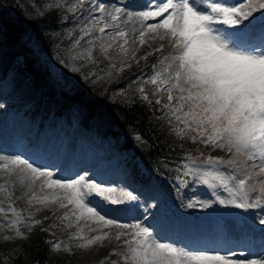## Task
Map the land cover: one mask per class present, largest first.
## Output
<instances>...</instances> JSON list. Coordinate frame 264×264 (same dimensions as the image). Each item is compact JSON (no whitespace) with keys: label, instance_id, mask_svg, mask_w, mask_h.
<instances>
[{"label":"snow or ice","instance_id":"snow-or-ice-1","mask_svg":"<svg viewBox=\"0 0 264 264\" xmlns=\"http://www.w3.org/2000/svg\"><path fill=\"white\" fill-rule=\"evenodd\" d=\"M142 9L128 11L126 5L111 0H77L68 5L74 15L82 13L77 20L79 37L69 50L72 61L80 63L70 70L81 72L85 63L98 67L103 57L108 61L104 75L112 78L114 72L155 54L151 72L145 76L141 70L133 81L139 98L158 106V119L166 120L175 136L229 154L225 158L185 153L176 176L178 188L205 185L215 197L190 199L186 206L264 208V28L258 39L249 32L257 13L264 24V0H145ZM157 40L161 43L153 47ZM164 41L170 51L160 55ZM145 46L150 51L138 57ZM81 75L102 79L91 70ZM0 175L7 177L0 185L6 197L14 194L8 186L19 184L26 188L22 195L28 205L40 206L36 212L52 205L67 209L57 219L65 228L76 226L69 240L80 241L78 248L102 245L111 235L104 229L115 227L114 239L122 241L125 251L113 249L109 255L120 260L111 264H264V253L250 259L238 258L231 250L222 254L218 249H192L167 241L135 218L132 222L110 218L112 211L139 200L122 182H98L87 173L55 178L59 174L50 166H37L23 155L0 156ZM216 189L227 195L221 197ZM34 215L25 219L11 201L7 208L0 206V227L15 230L4 239H26L20 225L29 232L40 225ZM259 223L264 226V218ZM85 226L98 234L87 236ZM48 243L56 251H71L65 241Z\"/></svg>","mask_w":264,"mask_h":264},{"label":"rangeland","instance_id":"rangeland-1","mask_svg":"<svg viewBox=\"0 0 264 264\" xmlns=\"http://www.w3.org/2000/svg\"><path fill=\"white\" fill-rule=\"evenodd\" d=\"M76 2L77 0H0V7L8 13H22L25 16L37 15L43 7L48 6L60 9L62 16L61 38L54 43L53 48L50 50H47V47L44 46L43 50L37 51L40 62L47 67L48 73L54 81L53 85L67 88L73 78H83L84 76L81 73H88L91 70L102 77L98 81H102L103 85L106 86L111 80L116 79L119 73L114 72L112 78L105 77L104 72L107 71L108 61L104 60L103 57H99L102 63L98 67L85 63L84 67L81 68V72H72L70 70L74 64L79 66L80 63L72 61L69 51L73 46L74 39L79 37L77 20L82 13L74 15L68 10V5ZM111 2L126 5L128 11H140L143 10L142 5L145 0H111ZM256 15L257 20L249 29V32L253 35L256 31V36L253 37L258 39L264 24L260 20L261 14L257 13ZM261 24L262 26L259 28ZM225 27L227 28L228 26ZM159 43L161 42L157 40L152 46L156 47ZM163 43L166 46L160 55L167 54L170 51L167 46L168 42L164 41ZM34 48L36 49V47ZM149 51L150 49L147 46L142 47L137 56H142ZM156 61L157 56L154 54L147 61H141L139 64L133 63V65L139 66V72L136 77L141 75V70H143L145 76L150 73V65L155 64ZM147 65L149 66L148 68L145 67ZM7 71L6 74H1L0 72V156L23 155L30 162L35 161L37 166H50L54 173L59 174L55 178H75L77 174L83 175L87 173L88 176L95 178L98 182H117L118 184L122 182V184L128 186V190H132L135 195H138L139 200L132 202L127 207L112 211L110 218L120 217L121 222H132L133 218H135L142 221L145 226H151L154 232L159 233V236L167 241L176 242L178 245H187L192 249H218L222 254L231 250L237 254L238 258H260L261 254H257L258 252L256 251L249 252V250L264 241L261 239L262 236L259 237L257 233H254V231L264 228L259 223V220L264 218V208L257 207L245 210L232 206L226 207L218 203L213 204L210 209H201L199 206L188 208L186 205L190 199H215L212 190H209L205 185L192 183L178 188V181L175 180L172 182V191L171 188H168V190H164L161 193L152 187L131 180L128 168L124 163V151L121 147L114 145L109 134H95L92 130L82 127L77 121L76 115H73L72 109L65 111L61 115H57L51 110L42 114L39 111L30 114L29 107L32 105L30 98H17L7 92L10 90L12 75L11 69ZM89 77L96 79L95 75ZM146 87L150 88L151 86ZM113 90L115 94L131 92L135 91V85L134 83L127 85L124 89L114 86ZM19 127L24 128L23 133L18 129ZM35 134L43 142V146L40 145L41 147L39 148L47 151L43 154L42 162L38 160V157L33 152L36 146L32 143L34 140L32 137H35ZM30 138L31 142L29 141L30 143H28ZM47 144L49 145L46 146ZM210 147L208 146V148ZM56 148H58V152H64L63 156H60L63 160H48V150ZM216 150L217 152L212 154L213 156H224L227 158L229 155L225 151ZM68 155L73 158H70L64 164ZM78 158L85 164L74 171L73 166L75 167L74 163ZM6 178V176L0 175V185L3 184ZM8 187L14 194L11 198H8L3 192H0V201L3 202L0 206L7 208L10 201L14 202V207L22 211L25 219L28 218L29 213L34 212L35 215L32 219L42 221L40 225L33 227L30 232L23 224L20 225L21 231L26 233L27 238L34 232L40 231L44 233L47 242L61 240L67 242L71 247V251H65L63 248L56 251L48 243L50 253L70 257L75 264H87L94 261L101 264L102 261H106V258V262L120 260L118 255H109L113 249L117 253L125 251L122 241L114 239V235L117 232L115 227L104 229V231L110 232L111 235L102 245L97 244L86 249L78 248L76 245L80 241L69 240L70 234L76 231V226L65 228L61 221L57 219L67 209H58L56 205H52L50 208L45 207L41 211L36 212V208L40 206L28 205L27 197L22 195L26 191L24 186L15 184ZM215 191L221 197L227 195L221 189H216ZM168 208L170 209L168 210ZM8 215L9 217L12 216L11 213H8ZM45 217H48V219H44ZM53 224L56 226L50 227ZM92 227L98 226L92 225ZM198 228L209 232L208 238L210 242L205 243L206 246L194 244L186 238L190 231L198 230ZM42 229L49 230L42 231ZM84 230L87 236L98 234L89 232L88 226H85ZM14 231V229L8 231L4 227H0V264H10L12 256L19 248L20 241L25 239L16 238L6 241L4 237L13 235ZM260 232L261 235L264 234L263 230Z\"/></svg>","mask_w":264,"mask_h":264},{"label":"trees","instance_id":"trees-1","mask_svg":"<svg viewBox=\"0 0 264 264\" xmlns=\"http://www.w3.org/2000/svg\"><path fill=\"white\" fill-rule=\"evenodd\" d=\"M61 22L60 9L56 7H43L34 16L8 13L0 7V72L5 74L11 69L7 92L17 98H30V114L51 110L61 115L72 109L82 127L100 135L109 134L114 145L122 148L131 180L161 193L168 188L172 191V182L185 153L212 155L217 152L212 147L175 136L167 121L158 119L161 116L156 111L158 106L142 101L136 91L114 93V86L124 89L133 84L138 65L125 69L106 86L102 81L83 77L73 78L67 88L55 87L37 51L44 46L47 50L53 48L61 38ZM10 264L75 263L70 257L50 253L44 233L36 231L20 241Z\"/></svg>","mask_w":264,"mask_h":264},{"label":"bare ground","instance_id":"bare-ground-1","mask_svg":"<svg viewBox=\"0 0 264 264\" xmlns=\"http://www.w3.org/2000/svg\"><path fill=\"white\" fill-rule=\"evenodd\" d=\"M261 26H262V24L259 26V28H261ZM253 36L255 37L256 36V31L254 32V34H253ZM18 129H20V132H22L23 130H24V128L23 127H19ZM36 136L35 137H33V141H32V143L34 144V146H36V147H34L35 149H37V152H35V156H37L38 157V160L39 161H43V154L45 153V152H47V151H45V149H44V151H43V149H40L39 147H41L40 145H42L43 146V142H41L40 141V138L39 137H37V134H35ZM49 144H47L46 146H48ZM48 149V148H47ZM58 150V148H56V149H51V150H48L49 151V158H48V160H63L62 159V157H60V156H63V154H64V152L63 151H61V152H58L57 151ZM13 155V154H12ZM16 155V154H15ZM18 155V154H17ZM70 158H73L71 155H68V157H67V159L64 161V164L70 159ZM47 160V161H48ZM85 163H83L81 160H79V158L78 159H76V161H75V163H74V165H75V167H74V171L76 170V169H78L80 166H82V165H84ZM222 229H224V228H222ZM261 230H263V232H264V228L263 229H261ZM261 230H259V231H254V233H257L258 235H259V237L260 236H262V238L261 239H263L264 240V234L263 235H261ZM208 234H209V232H207V231H204V230H201V229H199L198 228V230H192V231H190L189 232V234L188 235H186V238L190 241V242H192V243H194V244H202V245H205V243H209L210 242V240H209V238H208ZM215 235V234H214ZM260 240V239H259ZM255 242H256V240H255ZM250 251H256V252H258L257 254H261V253H264V241L263 242H260L258 245H256L254 248H251V250H249V252Z\"/></svg>","mask_w":264,"mask_h":264}]
</instances>
